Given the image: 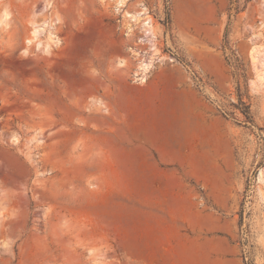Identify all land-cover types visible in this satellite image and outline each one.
Listing matches in <instances>:
<instances>
[{"label": "rangeland", "instance_id": "1", "mask_svg": "<svg viewBox=\"0 0 264 264\" xmlns=\"http://www.w3.org/2000/svg\"><path fill=\"white\" fill-rule=\"evenodd\" d=\"M260 173L264 0H0V264H264Z\"/></svg>", "mask_w": 264, "mask_h": 264}, {"label": "bare ground", "instance_id": "2", "mask_svg": "<svg viewBox=\"0 0 264 264\" xmlns=\"http://www.w3.org/2000/svg\"><path fill=\"white\" fill-rule=\"evenodd\" d=\"M140 14H143V12H139L138 13V15H140ZM131 17L132 18H136L137 16L135 15H131ZM142 26H143V30H144V34H145V37L147 36V37H152V38H154V29H153V26H152V23H151V17L150 16H148V15H146V16H144L143 18H142ZM37 28L35 27L33 30H32V33H34L35 34V31H37L36 30ZM37 33V32H36ZM33 37H34V35L32 36L31 35V37H30V39H28V41H30L31 39H33ZM146 37V38H147ZM143 38H141V40H142ZM146 43V42H145ZM147 43H149V45H151L150 46V49H152V50H155L154 49V47L152 46V39L151 38H149L148 39V41H147ZM254 50V47H252V49L250 50L251 52ZM252 53H254V52H252ZM253 55V54H252ZM254 56V55H253ZM143 57V56H142ZM140 58V61H139V65H138V70H137V75H138V79H140V80H143L144 78H145V76H146V72L148 71V69L149 68H151L150 67V63H151V60H147V59H145L144 57L143 58ZM252 58H254V57H252ZM256 76H258V75H256ZM260 76V75H259ZM262 178H264V174L263 173H260V179H262Z\"/></svg>", "mask_w": 264, "mask_h": 264}, {"label": "trees", "instance_id": "3", "mask_svg": "<svg viewBox=\"0 0 264 264\" xmlns=\"http://www.w3.org/2000/svg\"><path fill=\"white\" fill-rule=\"evenodd\" d=\"M166 16H165V24H167L168 23V19H169V14H168V10H166ZM225 34H226V29H225ZM237 104H241V105H243V107H242V109H243V113L245 114V117L250 121L251 120V116H250V114H249V111H248V105L247 104H245L242 100H241V98L239 97L238 98V103ZM248 264V263H247Z\"/></svg>", "mask_w": 264, "mask_h": 264}]
</instances>
